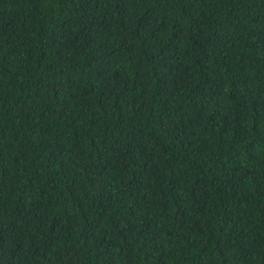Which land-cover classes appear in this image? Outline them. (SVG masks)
Returning <instances> with one entry per match:
<instances>
[{
	"label": "trees",
	"instance_id": "1",
	"mask_svg": "<svg viewBox=\"0 0 264 264\" xmlns=\"http://www.w3.org/2000/svg\"><path fill=\"white\" fill-rule=\"evenodd\" d=\"M0 264H264V0H0Z\"/></svg>",
	"mask_w": 264,
	"mask_h": 264
}]
</instances>
